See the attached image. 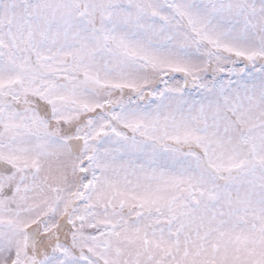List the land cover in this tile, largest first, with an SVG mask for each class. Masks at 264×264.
Returning a JSON list of instances; mask_svg holds the SVG:
<instances>
[{
  "label": "snow or ice",
  "instance_id": "1",
  "mask_svg": "<svg viewBox=\"0 0 264 264\" xmlns=\"http://www.w3.org/2000/svg\"><path fill=\"white\" fill-rule=\"evenodd\" d=\"M0 264H264V0H0Z\"/></svg>",
  "mask_w": 264,
  "mask_h": 264
}]
</instances>
